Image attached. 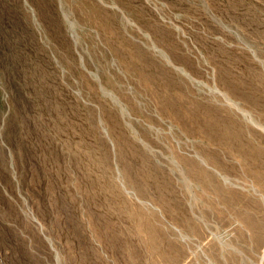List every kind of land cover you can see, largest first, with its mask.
<instances>
[{"label":"rangeland","instance_id":"1","mask_svg":"<svg viewBox=\"0 0 264 264\" xmlns=\"http://www.w3.org/2000/svg\"><path fill=\"white\" fill-rule=\"evenodd\" d=\"M0 264H264V0H0Z\"/></svg>","mask_w":264,"mask_h":264}]
</instances>
